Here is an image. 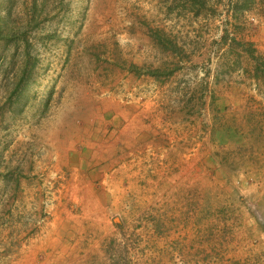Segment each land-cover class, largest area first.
Instances as JSON below:
<instances>
[{
	"label": "rangeland",
	"instance_id": "rangeland-1",
	"mask_svg": "<svg viewBox=\"0 0 264 264\" xmlns=\"http://www.w3.org/2000/svg\"><path fill=\"white\" fill-rule=\"evenodd\" d=\"M0 264H264V0H0Z\"/></svg>",
	"mask_w": 264,
	"mask_h": 264
},
{
	"label": "trees",
	"instance_id": "trees-1",
	"mask_svg": "<svg viewBox=\"0 0 264 264\" xmlns=\"http://www.w3.org/2000/svg\"><path fill=\"white\" fill-rule=\"evenodd\" d=\"M37 8H39L38 6V2L35 1L34 6L32 7V11L36 14L37 12ZM2 25H5L4 22H2ZM11 40V39H10Z\"/></svg>",
	"mask_w": 264,
	"mask_h": 264
}]
</instances>
